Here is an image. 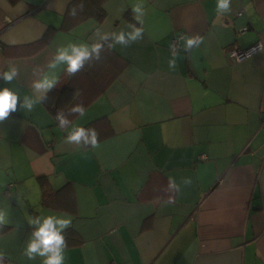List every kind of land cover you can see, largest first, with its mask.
Instances as JSON below:
<instances>
[{"label": "crops", "instance_id": "0c3cea01", "mask_svg": "<svg viewBox=\"0 0 264 264\" xmlns=\"http://www.w3.org/2000/svg\"><path fill=\"white\" fill-rule=\"evenodd\" d=\"M131 25L143 27L140 40L105 48L74 76L59 70L45 101L20 107L57 45ZM176 35L202 42L186 51L182 41L170 69ZM257 43L260 53L230 61ZM10 66L19 75L0 78V90L20 100L0 122L3 264H41L22 255L28 219L51 214L70 216L84 240L64 264H264V0H232L221 15L216 0H0V72ZM76 104L86 114L68 119L96 130V148L64 142L52 108L67 115ZM39 176L57 192L50 208Z\"/></svg>", "mask_w": 264, "mask_h": 264}, {"label": "clouds", "instance_id": "9594fccd", "mask_svg": "<svg viewBox=\"0 0 264 264\" xmlns=\"http://www.w3.org/2000/svg\"><path fill=\"white\" fill-rule=\"evenodd\" d=\"M232 0H216L217 15L228 13L231 11ZM83 10V4L79 5ZM134 18L142 25L141 17L144 15L142 4L135 5L132 9ZM71 16L76 15V8H73L70 13ZM131 31L125 32H101L99 28L95 29L93 33L94 39L92 42H68L57 45L52 59L46 65L47 71L39 75L35 79L31 88L33 90L32 97L25 95L20 104L21 108L27 111H32L34 106L42 103L47 99V93L54 89L59 83V70H62L69 77L74 76L85 68V65H91L93 61H100L101 53L105 47L112 49L119 44L123 47L130 43L136 42L142 38L143 27L130 26ZM185 50H191L193 47H198L202 42L201 38L183 37ZM176 53L173 58L168 61L170 69H175ZM34 74L35 73L34 71ZM19 75V70L15 66H10L8 70L0 72V78L5 82L11 83ZM39 93V95H36ZM76 96L80 93L76 92ZM20 100V93L13 91L8 87L0 90V122L6 120L12 112L17 110V104ZM78 114L83 117L86 110L83 104H76L71 107L66 115L64 111H59L55 117L58 121V126L61 129L68 130L65 137V143L74 144L79 147L91 146L96 148L98 146V133L94 128H85L77 126L73 121L68 119L69 115ZM184 183L189 186L192 183L191 178H185ZM169 193L179 194L181 191L174 178L169 177L168 186ZM165 203H175V197L169 195ZM8 223V216L5 211H0V226ZM28 225L33 229L26 245L23 249L22 255L29 260H35L37 257L41 258V264H64L65 249L67 248L65 230L71 227L72 219L65 215H39L30 217ZM4 253L0 252V264L4 262Z\"/></svg>", "mask_w": 264, "mask_h": 264}, {"label": "trees", "instance_id": "16d2710c", "mask_svg": "<svg viewBox=\"0 0 264 264\" xmlns=\"http://www.w3.org/2000/svg\"><path fill=\"white\" fill-rule=\"evenodd\" d=\"M97 16V20L98 22H101L104 18H105V13L103 11V9H98V15ZM53 32L49 31L47 32V34L45 35V37L41 40V44L42 45H46L48 44L51 36H52ZM107 48V47H105ZM55 90V89H54ZM67 90L63 89L62 93H65ZM54 93H52L53 95ZM60 101L62 99L59 98ZM59 101V102H60ZM58 102V104H59ZM59 108L58 106L56 108H52V111L57 115V113L60 111H58ZM66 114V112H64ZM39 181L41 184V188H42V204L47 207L50 208L51 206V202H52V197L55 196L57 194V192L53 191L50 187V185L47 182V177L46 176H39ZM5 229H7L6 227H4ZM4 228L0 227V231H3ZM65 237H66V242H67V248H73V247H78L80 245H82L84 243L83 238L80 236L79 232L73 228V226L69 227L68 229L65 230L64 233Z\"/></svg>", "mask_w": 264, "mask_h": 264}, {"label": "built area", "instance_id": "2783aa9c", "mask_svg": "<svg viewBox=\"0 0 264 264\" xmlns=\"http://www.w3.org/2000/svg\"><path fill=\"white\" fill-rule=\"evenodd\" d=\"M242 14L240 13L239 16H241ZM183 36L182 35H176L173 38L172 41V50L174 53L179 52L180 50L183 49ZM263 50V45L261 43H257L255 45H252L251 47L241 50V49H232L231 51L228 52V57L230 59V61H232L233 63H241L249 58H251L252 56L260 53ZM11 187V185H10Z\"/></svg>", "mask_w": 264, "mask_h": 264}]
</instances>
